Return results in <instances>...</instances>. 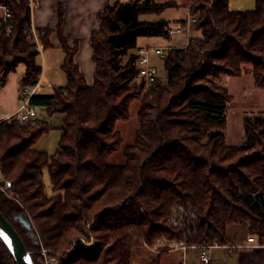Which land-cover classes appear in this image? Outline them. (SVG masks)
I'll list each match as a JSON object with an SVG mask.
<instances>
[{
	"label": "trees",
	"instance_id": "obj_1",
	"mask_svg": "<svg viewBox=\"0 0 264 264\" xmlns=\"http://www.w3.org/2000/svg\"><path fill=\"white\" fill-rule=\"evenodd\" d=\"M2 1L12 9L14 29L8 36L0 27V89L21 65L20 90L40 82L43 67L37 59L52 47L54 33L65 53L66 74V84L53 95L31 99L49 115L64 116L54 155L35 148L52 129L48 122L0 123V170L20 202L0 191L2 212L27 214L54 254L72 247L75 236L94 237L96 247L77 243L62 264H132L134 250L161 239L227 246L234 224L264 240V211L255 200L264 195V114L245 116L246 143L229 145L224 129L232 96L210 79L240 77L252 65L255 86L264 90V0L249 11L232 9L230 0H195L190 11L199 15L195 35L185 47L165 53L167 81L158 78L147 95L144 83L136 87L139 39H170L169 30L185 20L173 24L141 16L161 15L178 7L176 1L117 0L105 7L91 36L92 84L75 61L78 43L68 44L62 19L56 27L38 28L37 43L28 33L29 3ZM135 100H141L135 142L123 149L124 165H111L110 157L123 147L118 123L130 119ZM46 168L52 196L45 191ZM176 205L198 215L186 232L167 223ZM125 211L133 215L108 220ZM161 257L150 264H161ZM0 264H17L1 239Z\"/></svg>",
	"mask_w": 264,
	"mask_h": 264
},
{
	"label": "rangeland",
	"instance_id": "obj_2",
	"mask_svg": "<svg viewBox=\"0 0 264 264\" xmlns=\"http://www.w3.org/2000/svg\"><path fill=\"white\" fill-rule=\"evenodd\" d=\"M122 1H124V3H127L135 0H122ZM155 1L158 2L157 0ZM176 2H178V7L168 9L161 15H143L141 16V20L154 21L158 19H166L172 22L173 24L174 23L176 24L177 21H181L182 19L186 20L191 15V12L189 15L188 6H187L190 0H176ZM193 3L190 6V11H191V7L195 6L193 5ZM201 3L202 2H200V4H198L197 6L199 5L201 6L202 5ZM255 5H256V0H230V7L238 11L253 10L255 8ZM197 17L199 18V15H197ZM194 35H195L194 31H192L191 37ZM188 40L189 39L186 36H176V37H171L170 39L140 38L138 41V46L139 49L142 48L147 49L148 47H156V46L165 47L168 45L174 47H185L186 45L185 46L182 45L184 43L186 44ZM191 40H189L187 45L191 42ZM164 49H165L164 52L166 53L170 48H164ZM132 53H134V51ZM59 55H63L64 57V53L60 50H57L56 52L52 50H42L40 56L37 59L38 63L41 64L43 67V73L40 79L42 85L40 89V93H42L43 95H53L56 88L62 87L66 84V74L62 69L63 59H59L58 58ZM150 61H151V65L158 70V78L160 79V81L166 82L167 71L165 69L164 58L152 53L150 56ZM252 69H253L252 65H246L245 71L242 73L240 77H228L222 75L219 78H210L218 86L228 88L229 93L232 96V101L226 113V127L224 129L227 143L232 146H240L245 144L247 141V136L244 129L245 116H257L264 114V90L259 89L255 86ZM15 73L24 74L25 73L24 65H21ZM136 83H138L136 85V87L138 88L141 86L142 83H144V88L142 89L143 94L147 95L150 93V87L147 86L142 79L137 78ZM140 101L135 100L132 103L130 119L126 122L118 123L117 129L121 133L123 139V147L120 151L116 152L110 157L108 163L111 165L122 166L126 162L123 156V149L125 147L131 146L135 142L137 130L139 129L138 112L141 104ZM40 111L41 112L37 120L48 122L52 126V129L40 138L38 143L35 145V148L37 150L47 152V154L52 156L56 153L57 149L59 148V143L62 136L61 127L63 126L64 123V116L62 114H54L51 116L48 114L46 107H40ZM0 119H2V116H0ZM35 125H37V123L34 124V126ZM2 180H4V177H2ZM5 180L10 182V180L8 179ZM43 180L47 195L52 196L53 195L52 184L49 177V170L47 168L44 170ZM0 191L7 199L16 202L18 205H20L19 204L20 202L16 198L14 193L8 190H0ZM142 201L143 200H141L140 203ZM179 206L181 205H176L175 207H173L170 214V218L168 219L167 223L176 229L187 231L188 229H190L192 225L189 226L187 229H185L182 227H176L175 225L172 224V222L170 223L171 218H173V216L175 215V211L178 209L177 207ZM186 210H190V209H186ZM8 211L9 210L4 209L3 212L5 213L7 218H9V221L12 222L19 230L27 247L33 252L35 264H62L63 258H66L68 255H71L72 253L75 252L77 243H81L86 248L96 247V240L94 239V237H90L89 239H86V237L84 236H75L72 241V247L61 252L60 254H54L46 248L43 237L38 229V226L34 223V221L31 218L30 220L33 224V228L31 232H33L32 235L33 237L29 234V231L27 229H25L18 221L14 219L15 216L20 215L22 213H15L11 215L10 212ZM143 214H145V212H143ZM132 215L133 214L131 211H125L124 214L116 215L114 217L109 218L108 220L114 222L122 217H126V216L129 217ZM94 223H95V219L88 225V228L90 227L91 224ZM227 235L234 244H237L248 235L247 227L242 224L230 225L227 231ZM158 241L160 240H157L155 243H157ZM161 241H163V239H161ZM155 243L153 244L144 243L142 247L134 250L132 264H150V262L158 256H162L161 264H168L167 262H165V259L169 258V256L174 257L175 259H177L178 262H181L179 260L178 253L180 254L182 252L175 251V252L165 253L161 251L160 248L158 247H155L153 248V250H150L149 246L150 245L153 246ZM213 251H222V250L211 249V253ZM194 253H196V251L193 252L190 251L188 258L191 259L190 254H194ZM182 260H183V256H182Z\"/></svg>",
	"mask_w": 264,
	"mask_h": 264
},
{
	"label": "crops",
	"instance_id": "obj_3",
	"mask_svg": "<svg viewBox=\"0 0 264 264\" xmlns=\"http://www.w3.org/2000/svg\"><path fill=\"white\" fill-rule=\"evenodd\" d=\"M117 0H33L32 8L30 9V17L35 27H56L62 19V32L67 37L68 44L73 46L78 43L79 51L75 56V61L80 66L82 72L85 74L87 82L93 83V76L95 72V65L92 61L93 51L91 48V36L95 30L100 27L99 13L108 5ZM158 2H166L169 0H157ZM176 1V0H170ZM195 0L188 2V12L190 15V6ZM178 3V2H177ZM2 11L0 10V20ZM183 20V19H182ZM52 47L47 50L56 52L60 50V41L57 33L51 36ZM184 43L182 46H185ZM161 48H173L174 46H156ZM59 59L65 58L63 55L58 56ZM24 74L12 73L8 85L0 89V116L2 118L14 114L19 108L22 101V94L20 92V82ZM40 88L37 95L40 93L42 87L40 80ZM4 116V117H3ZM248 231V228H247ZM251 236L248 235L234 244L231 240V245L238 248H215L222 251H210L209 264H264V240L259 241L257 237L256 242L259 246L251 247L252 244L248 242ZM250 245V247H249ZM245 246V247H243ZM193 252V251H192ZM190 253V252H189ZM179 260L174 257L165 259L168 264H182V253H178ZM189 254L187 256V264H203L199 258L198 253ZM164 261V259H163Z\"/></svg>",
	"mask_w": 264,
	"mask_h": 264
},
{
	"label": "built area",
	"instance_id": "obj_4",
	"mask_svg": "<svg viewBox=\"0 0 264 264\" xmlns=\"http://www.w3.org/2000/svg\"><path fill=\"white\" fill-rule=\"evenodd\" d=\"M27 2L29 3L31 9L33 5V0H27ZM0 10L2 11L0 27L2 25L5 26V31L9 36L13 33V29H14V25H13L14 16L12 9L2 0H0ZM197 23H198V17L190 15L182 25L171 28L169 30V36L170 37L186 36L189 40H191L192 38L191 32L193 31ZM27 26H28V33L33 36L34 40L37 43H39V34L37 28L32 22L31 17L29 23H27ZM164 50L165 49L161 47L160 48L148 47L147 49L142 48L138 50L139 66H140L138 77L142 79L145 82V84L149 87L154 85V83L158 79V70L151 65L150 56L152 53H154L157 56L164 57L165 56ZM39 88H40V83L36 84L35 86L23 87L21 89L22 101L19 108L14 114L8 115L0 119V123L6 122L10 124L17 121L21 126L36 124V122L38 121L37 118L39 117L41 111L39 106L31 104V99L35 95H37ZM2 177L3 176L0 170V184L3 185L2 189L7 190L11 188V182L6 181L5 179L2 180ZM177 208L178 209L175 211V215L173 216V218H171L170 223L172 222V224L175 225L176 227H182L185 229H187L191 225H192L191 227L195 226L196 221L198 219L197 214L194 211L184 209L182 206H179ZM248 242L252 244L251 247L259 246L254 237H250L248 239ZM155 247L160 248V250L165 253L175 252V251L182 252L183 253L182 264H187V256L190 251H196L199 255L201 262L203 264H209L211 261L210 259L211 249L238 248L237 246H222L219 245L218 243L211 245H202V246L188 245L184 241H175V240H163V241L160 240L157 243H155L153 246L150 245L149 249L153 250V248Z\"/></svg>",
	"mask_w": 264,
	"mask_h": 264
},
{
	"label": "water",
	"instance_id": "obj_5",
	"mask_svg": "<svg viewBox=\"0 0 264 264\" xmlns=\"http://www.w3.org/2000/svg\"><path fill=\"white\" fill-rule=\"evenodd\" d=\"M255 200L264 211V195L262 193L256 194ZM14 219L18 221L25 229H27L31 236L33 235V232H31L33 224L28 215L22 213L15 216ZM0 239L17 264H35L33 252L27 247L21 233L16 228V226L7 219L1 210Z\"/></svg>",
	"mask_w": 264,
	"mask_h": 264
}]
</instances>
